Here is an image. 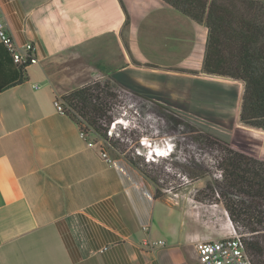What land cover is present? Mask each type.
Returning <instances> with one entry per match:
<instances>
[{
    "label": "crops",
    "instance_id": "obj_1",
    "mask_svg": "<svg viewBox=\"0 0 264 264\" xmlns=\"http://www.w3.org/2000/svg\"><path fill=\"white\" fill-rule=\"evenodd\" d=\"M0 2L9 33L39 59L17 82L0 42V264H201L180 210L130 162L81 137L54 100L91 75L190 120L232 125L236 82L202 71L207 27L164 0Z\"/></svg>",
    "mask_w": 264,
    "mask_h": 264
},
{
    "label": "trees",
    "instance_id": "obj_2",
    "mask_svg": "<svg viewBox=\"0 0 264 264\" xmlns=\"http://www.w3.org/2000/svg\"><path fill=\"white\" fill-rule=\"evenodd\" d=\"M164 1L207 27L202 71L239 82L242 88L237 120L244 125L264 128V0ZM23 70L16 66L17 82L24 78ZM101 90L98 81L88 82L61 97L66 113L78 123L80 130L87 133L88 139L92 131L107 139V127L98 123L108 111L107 102L103 96L94 93ZM204 132L205 138L219 147L216 156L219 175L228 192L233 191L232 195L216 192L220 195L219 200L231 222L249 233L245 242L256 258L255 262L264 264V233H261L264 228V160L236 150L229 142ZM128 161L154 184L157 198L156 180L140 169L137 161L130 157ZM196 165L195 175L204 176L206 170Z\"/></svg>",
    "mask_w": 264,
    "mask_h": 264
},
{
    "label": "rangeland",
    "instance_id": "obj_3",
    "mask_svg": "<svg viewBox=\"0 0 264 264\" xmlns=\"http://www.w3.org/2000/svg\"><path fill=\"white\" fill-rule=\"evenodd\" d=\"M94 81H98L102 89L94 93L107 102L108 111L98 121L103 128L107 127V139L93 131L89 139L98 141L109 153L127 162L129 157L137 161L139 168L156 180L158 198L180 210L185 233L198 239H217L225 235L223 225L227 221V211L216 192L232 195L233 191L228 192L219 175L216 160L219 147L205 138L204 131L229 142L236 150L264 160V128L244 125L238 120L228 125V121H221L217 115L209 121L200 118L198 123L190 120L189 114L184 115L153 97L142 95L140 101H129L119 92L120 87L106 78L89 75L85 83ZM234 82L238 104L242 85ZM225 87L228 89L227 85ZM235 107L237 110V105ZM167 141L174 145L169 155L165 154ZM156 148L161 154L154 153ZM196 164L206 170L204 176L195 175ZM164 213L163 205L156 203L155 219L162 220Z\"/></svg>",
    "mask_w": 264,
    "mask_h": 264
},
{
    "label": "built area",
    "instance_id": "obj_4",
    "mask_svg": "<svg viewBox=\"0 0 264 264\" xmlns=\"http://www.w3.org/2000/svg\"><path fill=\"white\" fill-rule=\"evenodd\" d=\"M0 42L6 47L7 51L11 55L13 62L17 66L26 68L32 64H36L39 59L36 54V47L33 43L18 44L14 40L13 36L9 33L5 22L2 20V4L0 2ZM122 92L123 96L129 101H140L143 96L128 89L120 88L119 92ZM147 97V96H146ZM149 98V97H148ZM146 102L151 103L149 100ZM56 110L60 113H65L63 102L56 98L54 100ZM113 124V123H112ZM112 127V126H111ZM110 127V128H111ZM111 129L108 130V134H111ZM80 135L83 138H87V133L80 130ZM92 145V142H89ZM165 154L169 155L173 150V143L166 142ZM154 150V149H153ZM155 151V150H154ZM156 155L161 152L155 151ZM102 156L107 158L105 152H102ZM108 159V158H107ZM227 221L223 225L225 235L217 239H200L196 242L195 248L198 254V259L201 264H257L254 259V255L250 252L246 245V237L249 233L243 232L242 226L234 225L227 212H225ZM144 229L147 226L143 227ZM144 243L149 246L162 245L163 240L150 241L145 240Z\"/></svg>",
    "mask_w": 264,
    "mask_h": 264
},
{
    "label": "bare ground",
    "instance_id": "obj_5",
    "mask_svg": "<svg viewBox=\"0 0 264 264\" xmlns=\"http://www.w3.org/2000/svg\"><path fill=\"white\" fill-rule=\"evenodd\" d=\"M155 151H158V149L156 148V149H154ZM153 155H154V153H153Z\"/></svg>",
    "mask_w": 264,
    "mask_h": 264
},
{
    "label": "clouds",
    "instance_id": "obj_6",
    "mask_svg": "<svg viewBox=\"0 0 264 264\" xmlns=\"http://www.w3.org/2000/svg\"><path fill=\"white\" fill-rule=\"evenodd\" d=\"M172 151H173V150H172ZM172 151H171V152H172Z\"/></svg>",
    "mask_w": 264,
    "mask_h": 264
}]
</instances>
